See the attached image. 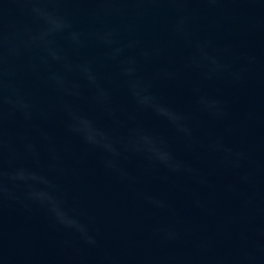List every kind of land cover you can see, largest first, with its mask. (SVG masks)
<instances>
[{
    "label": "water",
    "instance_id": "obj_1",
    "mask_svg": "<svg viewBox=\"0 0 264 264\" xmlns=\"http://www.w3.org/2000/svg\"><path fill=\"white\" fill-rule=\"evenodd\" d=\"M0 264H264V0H0Z\"/></svg>",
    "mask_w": 264,
    "mask_h": 264
}]
</instances>
